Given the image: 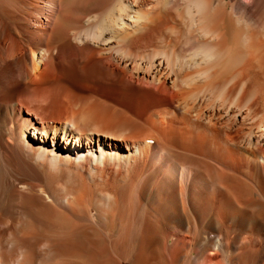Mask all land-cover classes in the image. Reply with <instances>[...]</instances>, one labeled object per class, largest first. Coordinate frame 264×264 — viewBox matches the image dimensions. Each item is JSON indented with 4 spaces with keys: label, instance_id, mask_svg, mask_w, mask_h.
Returning a JSON list of instances; mask_svg holds the SVG:
<instances>
[{
    "label": "bare ground",
    "instance_id": "bare-ground-1",
    "mask_svg": "<svg viewBox=\"0 0 264 264\" xmlns=\"http://www.w3.org/2000/svg\"><path fill=\"white\" fill-rule=\"evenodd\" d=\"M110 254L264 264V0H0V264Z\"/></svg>",
    "mask_w": 264,
    "mask_h": 264
},
{
    "label": "rangeland",
    "instance_id": "rangeland-1",
    "mask_svg": "<svg viewBox=\"0 0 264 264\" xmlns=\"http://www.w3.org/2000/svg\"><path fill=\"white\" fill-rule=\"evenodd\" d=\"M71 73V72H70ZM69 75H71V76H73L72 74H69ZM100 246V248H103V244H99ZM139 245V242H134L133 244H131L130 246H128V248H127V250H126V255H130V253H133V252H137V246ZM129 250V251H128ZM103 253V255H102V257L104 258V259H106L107 258V251H103L102 252ZM88 256L86 255V259L88 260ZM126 260H122L121 261V263L122 264H126V262H125ZM109 264H116V262L113 260V259H111V254H110V261H109Z\"/></svg>",
    "mask_w": 264,
    "mask_h": 264
}]
</instances>
